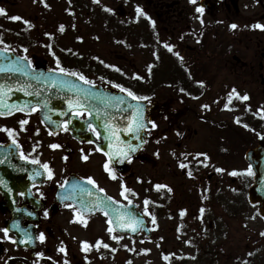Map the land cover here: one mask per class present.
Returning <instances> with one entry per match:
<instances>
[{
    "label": "rangeland",
    "instance_id": "obj_1",
    "mask_svg": "<svg viewBox=\"0 0 264 264\" xmlns=\"http://www.w3.org/2000/svg\"><path fill=\"white\" fill-rule=\"evenodd\" d=\"M43 1L47 6H44L42 0H0V8L5 9V13L0 14V40L3 41L0 43L1 47L17 49L29 58L35 54L47 59L48 64L53 66L57 58H51L52 53L45 48L46 45H52L55 51H60L64 65L75 66L92 80L112 83L106 79H114V85H128L136 89L141 78L147 79L149 87H143L141 92L153 98V94L158 90L153 88L152 82V63L156 60L152 31L146 34L133 20L131 22L119 19L117 13L115 14L118 5L112 0H99L93 11H89V7L85 5L81 11L75 8V12L72 5L83 3V0ZM121 1L129 6V9H133L132 13H136L137 6L145 3L136 0ZM64 2L68 5L65 9L62 8L65 6ZM108 8L112 11H108ZM11 16L21 19L12 20ZM144 16L141 14L138 18L142 19ZM62 17L65 22L59 19ZM70 18L74 20H69ZM150 24L154 25V22ZM61 25L64 26L63 31H60ZM150 28L153 27L149 26ZM209 40L206 57L211 94L208 96L211 100L184 101L177 98L184 94H176L174 89L171 93L174 99L168 100L173 111L177 113L174 124L180 128L186 126L188 132L179 140L171 139L169 144L160 135L156 138L157 144L155 140L149 141L144 149V154L149 160L133 163L132 175L128 173L124 178L138 192L144 185L142 190L145 191L138 193L136 197L138 196L141 203H144L146 198L151 200L147 205H140V208H147V214L151 213L148 217L152 235H141L138 239H132L113 231L109 233L107 229L110 224L106 216L97 213L81 221L86 228L81 225L84 230L78 231L81 242H89L92 248L90 256L97 260L93 264H221L213 259L212 254L216 253L221 254L217 256L223 264H264V218L259 215L257 207L251 205L247 199L246 190L253 182V173H249L250 167L244 159L246 149L256 143L259 134L264 133L263 86L260 80L252 75L249 64L254 49L242 46L240 60L234 65L231 64L234 60L231 55L233 52H222L223 39L209 37ZM224 58H228L231 63H226L227 59ZM233 88L239 96L247 94L249 99L241 100L233 94L229 101L227 94ZM167 94V91L161 89L156 99L158 102H165ZM202 116L203 119L200 118ZM237 117L239 123L235 119ZM167 119L162 117L160 123L165 124ZM228 125L240 131V138H236L234 143L238 146L237 154L232 155V145L229 148L230 153L225 157L216 152L215 155L211 153L210 156H202L203 158L194 157L193 162L186 158L178 159L186 147H192L194 150L212 148V151H217L221 147L224 149L223 145L227 144V141L233 143L234 133L231 134L226 128ZM57 139L61 140L59 137ZM157 150L164 163L157 160L158 164L155 166L154 159L157 157L154 158V153ZM216 158L219 159L218 162ZM212 159L218 165V179L213 176L210 181L203 180L197 186V179L191 180V177L182 174L181 164L187 167L190 163L200 165L202 162L207 164L205 169H208ZM165 163L170 165L167 167ZM97 165L100 169V162ZM233 170H236L235 180L232 176ZM101 179V184L117 196L120 182L116 179L106 180L100 177ZM162 181L164 186L168 185L172 190L173 198L172 195L170 199L162 196L161 200L167 204L162 209L155 210L157 198L153 192L154 183ZM211 181H217L214 188ZM193 187L197 190L193 191L195 195L191 191ZM164 190L168 189L164 187ZM199 190L203 197L201 200L194 199L201 194ZM169 206L173 210L168 211ZM180 208L187 209L184 215H181ZM156 211L159 213L158 217ZM152 216H155V222ZM204 217L209 218L205 220ZM112 236L121 238L112 239ZM95 239L101 240L102 243L96 245ZM104 244L109 247H104Z\"/></svg>",
    "mask_w": 264,
    "mask_h": 264
},
{
    "label": "flooded vegetation",
    "instance_id": "obj_2",
    "mask_svg": "<svg viewBox=\"0 0 264 264\" xmlns=\"http://www.w3.org/2000/svg\"><path fill=\"white\" fill-rule=\"evenodd\" d=\"M112 1L118 5L115 11L119 19L132 20L131 16L135 14L132 13L133 9H129L121 0ZM136 1L145 2L140 8L151 16L155 24L154 47L159 53L165 49L163 58L167 59L163 61V66L158 67L153 86L155 90L168 92L167 101L158 102V91L153 98L149 97L154 101V109L149 115L156 125L152 126L155 144L159 135L165 137L169 134L170 137L171 133L176 134L180 130L183 134L188 132L186 126L180 128L174 124L177 113L168 102L174 99L171 95L174 89L176 94H184L177 96L181 100L208 98L210 83L206 52L210 45L209 37H220L227 41L222 40V52H233L231 55L234 59L231 63L224 58L228 64H237L242 46L252 47L254 52L249 60L252 75L264 86V29L251 27L253 24H264V0H196V3L190 0ZM197 7L203 11L197 12ZM233 23L237 28L230 27ZM165 44L170 45L172 51ZM176 53H179V57ZM158 63L162 64L160 59ZM200 81L203 84L198 83ZM79 117L86 120L87 114L81 113ZM162 117H169L165 124L160 123ZM21 120L27 121L23 127L19 123ZM5 126L12 130L11 134L3 130ZM86 129L89 135L94 133V137L97 136L91 125ZM52 144L61 147L53 149L50 147ZM0 146L3 147L0 153H3L4 159L0 164V181L3 182L0 183V264L92 263L91 248L87 249V253L83 252L78 235L80 229L84 230L81 221L87 217L82 216L67 200L64 187L71 179L88 180L87 177H92L96 185L105 186L101 184L100 177L113 180V170L108 166L106 156L94 143L72 137L66 125L59 133L50 132L41 123L37 111L0 115ZM187 149L188 153L184 155L189 158L196 153L192 147ZM156 154L155 166L157 160L162 162L158 150ZM84 155L89 157L87 161L82 159ZM143 159V153H140L137 159L131 161V165L143 163ZM99 162L100 169L97 165ZM45 163L47 168L44 167ZM165 164L167 167L170 165ZM191 169L196 167L191 166ZM201 175H206L205 171H201ZM116 176L115 179L120 182L117 197L120 201L129 202V191L126 189L130 185L124 179L128 174L116 173ZM212 176H215L214 172ZM202 178H199V182ZM140 192L133 186L132 197ZM161 196L167 198L170 195L156 193L155 197L160 201L158 205H162ZM14 222L16 227H13ZM4 228L9 229L7 237L12 239L5 237ZM41 233L44 239H40ZM26 237H31V242ZM61 248L64 250L60 251Z\"/></svg>",
    "mask_w": 264,
    "mask_h": 264
},
{
    "label": "water",
    "instance_id": "obj_3",
    "mask_svg": "<svg viewBox=\"0 0 264 264\" xmlns=\"http://www.w3.org/2000/svg\"><path fill=\"white\" fill-rule=\"evenodd\" d=\"M12 52H7L0 50V94L3 96V103L8 106L10 110L21 109V110H31L35 106L39 107L41 110V117L46 121L47 118L52 117L53 115H59L67 119L70 117L71 112L74 110L82 109L85 106L69 108L68 101L79 100L83 103H88L89 106L86 107L91 113L93 124L99 131H103L109 135L110 132L104 126L108 123L109 117L118 118L123 116L125 124L123 132L127 137L120 139L127 142L128 146L125 154H128L129 157L135 156L138 149L142 147L145 142V134H143L140 129L139 132H129L125 131V128L131 122L130 118L134 120V112L136 107L139 106L140 116L144 114L143 109L145 105L132 101L125 97V99L119 100L117 98L108 97L102 98L99 96L102 93V90L97 92V95H91L93 91L85 89L81 91L78 90H69L68 86L71 82L68 79L63 77L72 78L67 75H62L61 73H56L54 78L59 79L53 84H49L47 81L42 80L43 78L36 77L37 73L47 74L44 68L41 65L36 64V69L32 70L26 64V61L19 58ZM58 83V87L54 85ZM81 85V83L79 84ZM89 88V87H88ZM114 98V99H113ZM11 102V103H10ZM127 104L126 105L124 104ZM8 103V104H7ZM118 103V107L115 104ZM5 110L0 108V111ZM125 116V117H124ZM120 119V118H119ZM112 121V120H111ZM104 141H108V138H103ZM104 144V143H103ZM105 150H108L107 146H103ZM113 163L116 168L120 171L124 170V167L120 166L119 163L124 162V154H119L117 156H112ZM124 157V158H123ZM247 161L252 165L253 170L256 173L255 184L249 189V198L252 203L260 202V212L264 215V137L260 140L259 146L254 149H249L245 155ZM80 192L76 191L73 195L70 196V199L73 200L76 205L84 213H92L97 210H103L108 213L111 223L115 230L120 232H130L132 234L137 231H132V228L128 225H135L134 219H129V214L137 219H141L143 224L140 226V229L148 232L146 227V221L144 217L136 211L135 205H122L116 203L113 199L108 200L109 196H106L104 193L98 191L92 186L80 187ZM100 202H103L108 207L101 209ZM89 206L95 210H89ZM120 214V226L116 223V217Z\"/></svg>",
    "mask_w": 264,
    "mask_h": 264
},
{
    "label": "snow or ice",
    "instance_id": "obj_4",
    "mask_svg": "<svg viewBox=\"0 0 264 264\" xmlns=\"http://www.w3.org/2000/svg\"><path fill=\"white\" fill-rule=\"evenodd\" d=\"M42 2H43V0H42ZM97 2H99V0H97ZM190 2H191V3H196V0H190ZM46 6H47V5H46ZM107 10H108V11H112L110 8H108ZM136 11H137V13H138V17H139L140 14H144V13H143V10H142L139 6H137ZM196 11H197V12H202L203 9L200 8V7H197ZM3 13H5V9L0 8V14H3ZM144 15H146V14H144ZM10 19H12V20H18V19H21V18L18 17V16H11ZM149 19H150V18H149ZM25 23H28V21H25ZM29 27H31V24H29ZM230 27H231L232 29H235V28H237V25H236L235 23H233V24L230 25ZM251 27H253L254 29H255V28L264 29V24H253ZM63 30H64V26L61 25V26H60V31H63ZM78 39H82V38H79V37H78ZM0 43H3V41L0 40ZM164 46H165L166 48H168L169 51H172V47H171L170 45L165 44ZM176 55L179 57V53H176ZM18 59H19V58H18ZM180 59L182 60L183 58L180 57ZM57 64H59V60H57ZM110 67H114V66H111V65H110ZM57 70H58V71H62V72H63V71H66V70L63 69V68H58ZM72 74L75 75L76 73H72ZM81 79H85V77H84L82 74H81ZM88 83H92V81H88ZM198 83L203 84L202 81H200V82H198ZM117 87H121V85H117ZM124 90L127 91V92H128V95H130V96H134V95H135L133 92H131V91L128 90V89H124ZM181 90L183 91V89H181ZM233 94L237 95V97H238L239 99H241V100H247V99H249V97H248L247 94H245V95H243V96H239V93L237 92V90H236L235 88H233V89L231 90V92L227 94V95H228V99H229V101L231 100ZM138 98H139V99H143V97H138ZM117 102H119V98H117ZM68 105H69V108L80 107V106H81L79 100H71V99L68 101ZM204 107H208V106H207V105H204ZM225 107L227 108V107H228V104H226ZM0 108H4L5 111H8L9 114H10V111H11V110L8 108L7 105H5V104L3 103V96H2V94H0ZM3 114H4L3 112H0V115H3ZM90 114H91V113H89V115H90ZM134 116H135L136 118H135L134 120H132V119L130 118L131 122H130V123L128 124V126L125 128V131H129V132H132V131L139 132L140 129L146 127V125H145V124L143 123V121H142V117L140 116V109H139V106L136 107V111L134 112ZM235 119H236V121H237L238 123L240 122V120H239L238 117L235 118ZM19 123H20L21 127H23V125H24L25 123H27V121H26V120H21ZM65 123L67 124V121H65ZM104 126L108 129L109 132L112 133L111 138L116 139V140L119 142V136L116 135V130H115V128H114L113 126H111L110 124H106V125H104ZM152 126H153V127H156V125H155L154 123H153ZM245 127H247V125H245ZM3 130H4L5 132H9V134H11V131H12V130L8 129L6 126L3 128ZM93 131H95V129H93ZM97 135H99V133H97ZM50 147L53 148V149H55V148H58V147H61V146H60L59 144H52V145H50ZM129 147H131V145H129ZM82 151H83V150H82ZM25 158H27V157H25ZM88 158H89V157L86 156V155L82 156V159H84L85 161H87ZM63 159L66 160L67 157H63ZM33 162L36 163V162H38V161H33ZM44 167H45V168L48 167L47 163H45ZM105 167L107 168V165H105ZM180 167L184 168V167H186V166H185L184 164H181ZM248 171H249V173H251V169H248ZM188 174L191 175V173H188ZM87 179H88L89 181H91L92 183H95V181L93 180L92 177H87ZM0 183H3V182L0 181ZM156 187H157V188H160V187H166V186L156 185ZM126 190H127V191H132L131 189H126ZM170 190H171V189H169V191H170ZM100 191H104V190H103V189H100ZM122 195H123V193H122ZM107 199H108V200H111L112 198H111V197H108ZM148 202H149V201H148V199L146 198L145 201H144L145 205H147ZM117 203H118V202H117ZM68 206L71 207V205H68ZM100 206H101V209H103L104 207H108L109 205H107V204H105V203H103V202H100ZM89 210H93V211H94L95 209H94V208H91V206H89ZM145 211L147 212V208H145ZM184 211H185V210H181V215H184ZM201 212H203V209H201ZM148 214L151 215V213H148ZM105 215L107 216L108 213L105 212ZM129 219H134V220H135V225H134V226H132V225H128V226H130V227L132 228V231H137V230H139V229H140V226L143 224V221H142L141 219H137V218L133 217L131 214H129ZM152 220H153V222H155V216H152ZM116 223H117L118 225H120V226H124V225H121V224H120V214H118L117 217H116ZM13 227H16L15 222L13 223ZM2 231L4 232L5 237H7V233H8V231H9V229H8V228H4V229H2ZM107 231H108L109 233H111V232H112V228L109 227V228L107 229ZM262 235H264V233H262ZM7 238H8V239H12V237H7ZM120 238H121V237H118V236H112V239H120ZM0 239H2V238H0ZM26 239H28V241L31 242V237H26ZM40 239H44V235H43V233L40 234ZM23 242H24V241L22 240L21 243H23ZM82 243L84 244L85 250H87V249H88V242H87V241H83ZM96 243H97V245H99L100 243H102V241H101V240H97ZM104 247H109V245L104 244ZM125 247H126V246H125ZM59 250H60V251H63L64 249L61 248V249H59ZM112 250L115 251L116 249H112ZM38 255H40V254L38 253ZM165 259H167V256H165Z\"/></svg>",
    "mask_w": 264,
    "mask_h": 264
}]
</instances>
